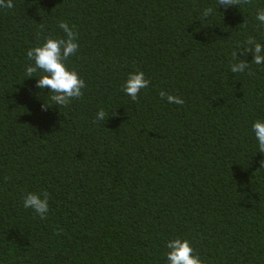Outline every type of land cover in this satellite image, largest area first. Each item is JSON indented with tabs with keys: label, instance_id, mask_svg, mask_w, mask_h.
I'll return each instance as SVG.
<instances>
[{
	"label": "trees",
	"instance_id": "trees-1",
	"mask_svg": "<svg viewBox=\"0 0 264 264\" xmlns=\"http://www.w3.org/2000/svg\"><path fill=\"white\" fill-rule=\"evenodd\" d=\"M13 4L0 8V264H169L176 238L203 264H264V64L240 51L264 45V0ZM61 21L86 87L44 110L52 93L27 77V52L66 38ZM240 59L251 75L232 73ZM139 71L150 84L134 101L123 85ZM45 191L42 219L24 198Z\"/></svg>",
	"mask_w": 264,
	"mask_h": 264
},
{
	"label": "clouds",
	"instance_id": "clouds-1",
	"mask_svg": "<svg viewBox=\"0 0 264 264\" xmlns=\"http://www.w3.org/2000/svg\"><path fill=\"white\" fill-rule=\"evenodd\" d=\"M251 2L252 0H217L219 6L225 7L250 4ZM13 7V0H0V8L11 9ZM212 12V7H206L202 16L206 18ZM256 19L264 24V9L258 11ZM59 27L63 29L66 38L49 37L45 43L31 48L27 52L28 60L32 62L26 67L27 77H33L34 73L37 72L43 73L38 76L37 87L49 89V92L52 93L50 99L53 104L44 103L42 105L44 110L54 105L67 106L73 99L82 97L84 94L82 89L86 87V82L79 76L78 72L67 66L68 59L78 51V34L73 28L69 27L67 22L61 21ZM246 44L247 46L240 51H243L245 56L248 53H254L252 63L264 64V45L252 37L247 40ZM238 52L232 53L234 59L238 57ZM246 69H249V75H251L250 63L244 59H240L238 63H233L231 66L232 73H242ZM149 84L150 80L145 78L144 72L139 71L129 75L123 88L126 94L135 101L138 100L141 90L147 89ZM160 96L161 98L166 97L169 104L182 105L185 102L182 97L167 93L164 90L160 91ZM105 118L104 109H100L95 119L101 121ZM253 131L259 143V152L264 153V121L257 120L253 124ZM262 167H264V161H262ZM49 195L46 191L42 194L30 192L24 198V207L34 210L42 219H46L49 211ZM59 231L58 229L57 233ZM167 247L170 250L167 253L169 264H203L199 255L194 254L195 250L187 239L176 238L170 240Z\"/></svg>",
	"mask_w": 264,
	"mask_h": 264
}]
</instances>
